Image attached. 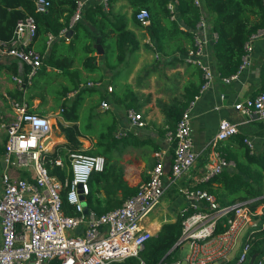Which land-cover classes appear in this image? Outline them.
Segmentation results:
<instances>
[{"label":"built area","instance_id":"1","mask_svg":"<svg viewBox=\"0 0 264 264\" xmlns=\"http://www.w3.org/2000/svg\"><path fill=\"white\" fill-rule=\"evenodd\" d=\"M94 1L96 0H78L71 28L82 20L86 7ZM32 2L37 14L44 15L49 12V0ZM195 5L202 11L201 0H195ZM104 6L108 7L107 0H104ZM169 9L173 12L174 5L169 4ZM137 21L147 30L151 25L148 10H141L137 14ZM66 32L63 31L62 35ZM36 36V19L30 15L17 22L10 41L0 39V56L11 57L28 67L24 76L13 77L20 91L32 85L42 67L43 55L33 47ZM55 39L49 33L48 46ZM261 39H264V27L249 37L239 70L223 77L225 83L238 80L250 66L254 43ZM217 40L218 33L209 30L207 20L202 14L194 32L193 47L183 59L187 64L200 69L203 84L199 95L184 110L175 131L167 136L168 143L174 145L169 177L172 184H176L190 171L199 158L193 138L192 112L199 96L213 88L216 75L208 58L209 47ZM147 43L155 51L156 59H160L161 55L154 44L149 39ZM104 87L101 80H88L78 89L69 92L66 100H74L83 88ZM107 88L108 92L114 90L113 86ZM9 103L13 117L8 122L0 123V133H4L6 137L5 150L0 153V157L7 167L25 170L30 175L13 176L8 168L0 174V264H124L131 259H139L141 264H146L140 253L154 237V232L143 229L141 222L161 203L165 195L167 150L155 152V164L150 172V179L142 183L137 192L128 197L119 208L103 215L88 209V214H85L86 207L81 197L86 200L90 194L91 177L105 169V158L87 155L84 150L70 153L72 180H62L52 175L53 166L65 168L62 159L51 160L47 154L54 147L52 117L55 114L61 122L67 124L62 117L64 110L42 115L35 112L34 106L26 100L9 98ZM111 109L112 106L107 100L101 103L102 111ZM234 109L245 118L264 121V92L236 103ZM126 119L127 126L116 132L119 137L147 127L143 113L135 108L126 110ZM239 133L238 124L221 120L211 143L213 162L205 176L197 179L196 183H203L225 169L234 167L218 148L222 142L236 137ZM244 143L251 154L257 152V144L253 138H245ZM197 185L184 186L179 190L189 202V207L183 212V234L180 241H185L188 245V255L185 259L175 258L163 264H182L183 260L187 264H249L252 259L249 233L254 227L256 216L261 214V207L253 211L248 203L221 206L215 195L197 188ZM65 199L73 207L75 216L66 214ZM221 223L225 229L219 232ZM80 228L82 229L78 231ZM241 238L243 241L240 243V250L236 257L231 258ZM263 260H259L257 264H263Z\"/></svg>","mask_w":264,"mask_h":264},{"label":"trees","instance_id":"2","mask_svg":"<svg viewBox=\"0 0 264 264\" xmlns=\"http://www.w3.org/2000/svg\"><path fill=\"white\" fill-rule=\"evenodd\" d=\"M49 1L51 2L49 12L41 15L35 12L32 0H0V39L10 41L20 19L30 15L35 17L37 36L34 44L37 43L38 49L44 55L42 67L57 68L58 71H62L61 75L70 80L69 86L62 85V89L54 94L56 96L54 100H61L57 107L64 110L62 117L68 125L64 122L59 123L66 141L56 144L55 150L47 153L51 160L62 159L65 168L60 169L49 164V167H52L51 174L62 180L66 178L72 180L69 155L84 150L83 143L80 141L81 137L91 140L92 148L84 150V153L103 156L106 164L102 172L92 175L89 182L90 194L86 197V202L88 209L103 215L120 207L128 197L137 192V188L130 187L126 182L121 160L123 154L130 148L139 146V134L128 132L119 137L116 134L117 120L109 111H101L105 113V116L95 114L107 96L103 89L83 88L72 100V104L66 100V96L69 92L78 89L82 83L81 70L74 67L77 59L90 77L94 74L99 75V77H91L92 80L104 78L103 74H99L101 70L98 64L99 57L93 45L98 39L101 40L106 53L109 46H113L115 50L117 65L110 67L111 69L126 64L130 53L138 49V38L129 28L127 16L116 10V4L120 1L126 2L132 10L133 22L140 28L142 26L137 21V14L143 9L148 10L151 25L146 32L157 52L164 58L178 53L182 55L188 53L193 47L197 24L201 15L204 14L209 30L218 33V40L213 45L216 71L220 76L227 77L239 70L249 37L264 27L263 0H201L202 11L195 5V0H108V10L98 3L89 5L85 9L83 19L71 28L74 34L68 41L60 37V33L64 29H70V20L76 11L78 0ZM169 4L175 7L173 12L169 9ZM49 33L57 38L51 51L47 49L46 42ZM85 39L88 41L82 48L85 55L80 57L78 45ZM59 42L69 43L59 48ZM46 51L49 52L48 56L45 54ZM106 57L107 55L103 61ZM27 71L26 66L25 72ZM261 75L264 78V66ZM202 84L203 81L198 86L190 82L186 87L188 95L186 102L162 105L169 129L175 131L184 110L195 99V93L200 90ZM33 87L34 82L26 86L25 94L16 93L13 96L20 100L25 99L30 104L37 98L42 100L41 104L45 103L47 98L44 99V96L38 92L33 93L31 91ZM108 93L113 96L112 100L118 107L140 109L139 97L130 84L125 85L121 92L113 90ZM86 99L90 100V115L82 118L79 110L84 107ZM108 119L112 124L105 125ZM254 121H257L255 137L264 139V121ZM245 138L247 137L241 135L238 139L241 153H234L230 157L224 156V152H221L225 159L234 161V167L225 169L221 174L211 177L196 187L215 195L221 206L248 203L253 211L262 207V214L255 218L259 224L249 233L252 244L251 256L257 255L255 262L257 264L264 257V150L251 154L244 143ZM4 150L5 144L0 145V153ZM64 210L68 215H76L66 199ZM183 219L184 217L180 216L173 223H164L157 235L146 244L140 253L141 259L146 264H159L165 255L181 241ZM224 229L221 223L219 232ZM185 244V241L181 242L175 254L164 262L176 258V254ZM124 264H139V261L133 259Z\"/></svg>","mask_w":264,"mask_h":264},{"label":"crops","instance_id":"3","mask_svg":"<svg viewBox=\"0 0 264 264\" xmlns=\"http://www.w3.org/2000/svg\"><path fill=\"white\" fill-rule=\"evenodd\" d=\"M107 2L108 7L105 9L108 10L109 1L107 0ZM96 3L102 4L104 6V0H96L89 5ZM116 5V10L126 15V13L123 12V8L128 7L126 2L120 1ZM72 18L70 20V29H64L63 31L66 30L67 32L63 35V31L60 33V37L65 38L67 41L70 40L66 37V35L70 30H72ZM130 29L134 31L131 27ZM73 34L71 35V38ZM56 40L57 38L50 46H48L47 44V49H49V51L52 50V46L56 42ZM68 43L69 42H59L58 47L63 48L64 45ZM33 47L36 49L37 43L36 45L33 44ZM150 50L154 51L152 48ZM139 51L141 52V55L144 53L142 49ZM39 52L43 55L41 51ZM48 53L49 52L46 51L45 54L48 56ZM213 55L214 48L213 45H211L209 47L208 60L212 68L214 69L216 75L213 88L207 90L205 93L199 96V99L196 101L195 108L192 112L193 138L195 143V149L199 155V158L195 166L190 171L185 173L178 180L176 185L172 184L169 179L171 175V167L174 157V145L168 143L167 141L168 134H170L174 130L169 129V125L166 122V116L162 109V105L186 102L188 98L186 87L190 84V82L194 83L195 86L200 85L203 81L202 72L197 67L187 64L183 59L184 55L178 53L175 56L165 58V62L160 64L161 70L150 71L146 76L139 74V95L137 94L139 96V111L143 113L147 121V127L136 132L139 134V146L137 148H130L127 152H125L122 156L121 163L124 166L126 182L130 187L138 189V187L142 183L150 179V172L152 171L155 164V152L160 150H167L165 164V170L167 173V177L165 178V195L161 203L157 205L153 209V211L148 216H146L141 222V227L143 229L152 230L154 234L156 233L155 235H157V233L161 230L164 223L175 222L180 216H183L184 210L189 207V202H187L186 199L179 193V190L181 187L184 186L197 185V179L203 178L205 176L209 166L213 162L211 143L218 132V127L221 120H229L233 123L238 124L240 128V134L238 136L231 138L230 140H227L225 142H222L219 145L218 150L220 153L223 151L224 156L228 155L231 157V155L234 153H241V147L238 143V139L241 135L253 138L256 141L257 152L264 150V139L255 137V133L257 130V121L254 120L257 119L245 118L234 109V105L236 103L245 100L249 97H255L264 89V78L261 75L264 66V39H261L254 43V50L250 66L245 69V71L240 75V78L238 80L233 81L230 84L225 83L222 80L223 76H220L217 73L216 61ZM79 56L82 57L81 54H79ZM105 56L103 58H105ZM144 56L139 57V73L145 68V66L147 67V65L151 63L150 61L147 63V61H145L144 59ZM9 58L11 57L0 56V66H2L6 71V74L0 75V123L3 121L8 122L12 120L13 111L9 103V98L18 99L13 95H16V93H26V89L24 91H20L18 85L13 81L14 76H24V73H26V66L16 59L11 58L13 60H9ZM103 58H98V64L101 68L99 74L101 73L104 75V78L101 79V81L105 84V87L102 91L107 95L105 100H107L112 106V109L109 112L116 118L118 129L124 128L127 124L126 110L124 109L125 111H123L121 110V107H118L114 104V102L111 100L112 98L110 97V93H108L107 86H113L109 82V78L111 77H114L115 84L116 80L119 78L121 82H126L125 84L132 85V79L137 69L134 68V70L127 76H121L119 74L120 67H117L115 69L116 71H114L116 73L114 74V76H112V74H107L109 71L105 68V65L103 64ZM149 58L151 59L152 56L150 55ZM161 58L158 60H161ZM77 61L78 63H76ZM77 61L75 62L74 67L81 70V76L83 78L89 76L85 71H83L80 60L77 59ZM58 72L60 74L62 73V71ZM161 75L164 76L163 78H165V80L163 81L164 83H167L168 81L170 83H174L175 86V91L169 90L170 98L164 100L163 104V93H161V87L166 90L167 85H162L163 82L158 83V79L159 77H161ZM91 77H99V75L94 74ZM88 80L92 79L82 81L81 84L87 82ZM171 80L173 82H171ZM172 92L174 93V95H171ZM199 92L200 90L195 93V98L199 95ZM31 105L34 106L35 112L42 115L49 114L48 111L43 109V105L41 103H37L36 100L31 103ZM122 113H124L123 116H125V120L122 119ZM157 128L161 132V136L154 131V129ZM0 135L4 136V139L0 140V145H3L5 144L6 137L4 133H0ZM58 140L59 142H56V140L52 141L54 147H51L49 149L50 152L55 150L56 144L64 143L66 141L64 136ZM80 141L83 143L84 150L92 148L93 143L91 140L81 137ZM148 147L152 148L149 149ZM231 162L235 165L233 160H231ZM205 163L207 164L204 167ZM6 168H8V170L13 176L19 175L22 177H27L30 175L27 171L7 167L2 157H0V174L5 171ZM154 211H156V214L149 219L148 217ZM260 212L262 214V207L260 208ZM251 231L252 229L250 230V232ZM1 243L2 235L0 227V245ZM238 252L235 251L231 258L236 257ZM187 255L188 251L186 257ZM186 257L177 256L176 258L185 259ZM134 260L139 261V264H141L139 259ZM52 264L58 263L54 262Z\"/></svg>","mask_w":264,"mask_h":264},{"label":"rangeland","instance_id":"4","mask_svg":"<svg viewBox=\"0 0 264 264\" xmlns=\"http://www.w3.org/2000/svg\"><path fill=\"white\" fill-rule=\"evenodd\" d=\"M123 12L126 13L129 28L131 27L134 30V32L136 33V36H137L138 41H139L140 49L138 46V49L136 51H133V53L132 52L130 53V55L128 57L129 58L128 62L122 66H117V67H120V69L119 68L118 69H119V74L121 76H127L129 73H131L134 70V68L137 69L135 72V75L132 79V85L131 86L133 87V89L136 90V93L139 95V74L146 76L148 74V72H150V71L161 70L160 64L165 62V58L162 57L161 60L156 59L155 52L150 50L151 47L147 43V41H148L147 39H149L148 33L146 32L145 29L138 27L132 20V10L129 7H124ZM87 43H88V41L85 39L82 42H80L78 45V51H79V54H81V56L85 55V52L83 51L82 48ZM93 45L95 47L97 45V43L94 42ZM141 49L144 51V53L142 55H141V52L139 51ZM36 50L40 51L38 49V46L36 47ZM105 54L107 55V57L103 61V64L105 65V68L108 69V71L110 72V73L108 72L107 74H112V76H114V74L116 73L114 71H116V70L110 68L113 65L114 66L117 65V61L115 58L116 53H115L113 46H109L108 52ZM144 54H145V56H144ZM150 55L152 56L151 59L149 58ZM140 56H142V57L144 56L145 61H147V63L150 61L151 63L148 64L147 67L145 66V68L139 73V57ZM9 60H13V59L9 58ZM76 63H78V61ZM118 69H117V71H118ZM57 71H58L57 68H53L52 66L42 67L39 71V74L33 80L34 87L31 88V91L33 93L38 92L44 96V99L47 98L46 102L43 103L42 105H43V109L48 111L49 113H56L61 109L60 107H57L60 105L61 100H54V98L56 97V96H54L55 92L57 90L62 89V87H61L62 85H67V86L70 85V80L67 77H64L63 75L58 74L59 72H57ZM3 74H6V71L2 66H0V75H3ZM163 77L164 76H162V75H161V77H159L158 83H162L165 80V78H163ZM87 79H91V78L89 76H86L84 78L82 77L81 81H86ZM109 82L111 85H113L114 90H117V92H121L123 90V88L125 87V85H127V84H125L126 82L123 83L118 78L116 80V84H117V86H116L114 77L109 78ZM171 82H173V81L171 80ZM105 83H108V82H105ZM162 85H164V86L167 85L166 90L163 89V87H161L162 88L161 93H163L162 94L163 95L162 104H163L164 100H166L167 98H170V91L169 90L175 91V86H174V83H170L168 81H167V83L163 82ZM116 87H117V89H116ZM171 95H174V93L172 92ZM110 97L112 98L113 96L110 95ZM36 102L40 104L42 102V100L40 98H37ZM89 102H90V100L86 99L84 107L80 108V110H79L82 118L85 116H86L85 118H87L90 115ZM69 103L72 104L73 102L71 101ZM55 107H57L56 110H53V108H55ZM124 109L127 110L126 108L121 107V110L125 111ZM99 110L101 111V106H100ZM98 111H95V114L97 113L100 116H105V113H101L100 111L99 112ZM123 115H124V113H122V119L125 120V116H123ZM110 121L111 120L108 119L105 125L112 124V122H110ZM60 122L61 121L58 118V116L54 114L52 117V123H53V130H52V139L53 140L52 141H55V139L57 141V139H60L63 137L62 130H61V127L59 124ZM66 125H68V124H66ZM126 126H127V124H126ZM151 130H153V129H151ZM154 131L157 132V134L161 136V132L159 131L158 128L154 129ZM3 139H4V136L0 135V140H3ZM57 142H59V140ZM148 148L151 149L152 147L151 148L148 147ZM155 214H156V211H154L148 218L149 219L152 218ZM81 229L82 228H80L78 231H80ZM155 234H154V236H155ZM242 241H243V239L241 238L239 240L237 247H236L237 252L240 250V243H242ZM187 247L188 246L186 244L183 245V247L176 254V256L186 257V254L188 251Z\"/></svg>","mask_w":264,"mask_h":264},{"label":"water","instance_id":"5","mask_svg":"<svg viewBox=\"0 0 264 264\" xmlns=\"http://www.w3.org/2000/svg\"><path fill=\"white\" fill-rule=\"evenodd\" d=\"M73 30H70L68 33H67V35H66V37L68 38V39H70L71 38V35L73 34ZM96 49H97V55H99V57H104L105 56V49H104V47H103V45L101 44V40L100 39H98L97 40V45H96ZM81 199L83 200V205L86 207V210H85V214H88V205H87V202H86V200H85V198L82 196L81 197ZM259 224V221H256L255 222V224H254V227H256L257 225ZM181 244V242H178L166 255H165V257L163 258V260H162V262H160L159 264H163L164 263V261L168 258V257H171V256H173L174 254H175V252H176V250H177V248L179 247V245ZM256 258H257V255H253L252 256V259H251V261H250V263L249 264H255V262H256ZM182 264H187V262H186V260H183L182 261ZM214 264H221V263H214Z\"/></svg>","mask_w":264,"mask_h":264},{"label":"bare ground","instance_id":"6","mask_svg":"<svg viewBox=\"0 0 264 264\" xmlns=\"http://www.w3.org/2000/svg\"><path fill=\"white\" fill-rule=\"evenodd\" d=\"M55 140H56V139H55ZM57 141H58V139H57ZM57 141H56V142H57Z\"/></svg>","mask_w":264,"mask_h":264}]
</instances>
